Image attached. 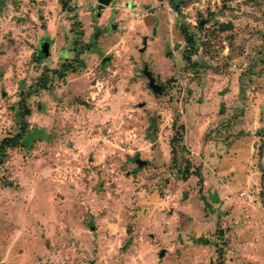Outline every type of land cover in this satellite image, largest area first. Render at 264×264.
Instances as JSON below:
<instances>
[{
  "label": "rangeland",
  "instance_id": "rangeland-1",
  "mask_svg": "<svg viewBox=\"0 0 264 264\" xmlns=\"http://www.w3.org/2000/svg\"><path fill=\"white\" fill-rule=\"evenodd\" d=\"M73 1L0 9V140L48 75L28 98L33 140L0 162V264H222L205 237L226 241L223 264H264V0ZM74 13L86 66L57 77L79 53Z\"/></svg>",
  "mask_w": 264,
  "mask_h": 264
},
{
  "label": "trees",
  "instance_id": "trees-1",
  "mask_svg": "<svg viewBox=\"0 0 264 264\" xmlns=\"http://www.w3.org/2000/svg\"><path fill=\"white\" fill-rule=\"evenodd\" d=\"M9 0H0V9L4 6L7 5ZM13 2H15V0H11ZM63 9L73 13L76 11V4L73 0H60ZM71 18L74 20H77L78 15L77 13H74L73 15H71ZM72 31L74 32V42L71 44V50H75L78 51L76 57L73 60H68L67 62H64L62 64L61 68L55 69V75L57 77H65L67 72L69 71H79L82 68H84L86 66V62L83 58V56L81 55L86 48H89V44L85 43L82 39V35H83V30L80 29L79 27V22L77 20V22L74 23L73 27H72ZM181 33L184 35L188 46L186 47L185 53L187 58L190 60L192 58V54L194 53V51L197 48V44H196V39L194 37V35L188 31V29L186 28L185 25L181 26ZM36 57H38V59H42V55L41 53L36 54ZM195 65H198L197 63H194ZM48 80V75L43 76L41 79H39L38 82H36V84L29 86L30 89L28 92H23L21 93V98L19 100V108H20V120H21V125L20 128L18 130V132L16 134H8L6 136H4L3 138H1L0 140V162H3L4 159H6L7 156V152L9 148H15V147H19L22 144H28L31 140H33V138L28 136L29 133V116L32 114V110L31 107L28 104V98L34 94H36L38 92V90L40 88H46V81ZM37 86V87H36ZM245 83L241 82V91L245 92ZM151 130H155L156 126H157V121L155 116L152 118L151 117ZM178 132V131H176ZM29 137V138H28ZM31 144V143H30ZM29 144V145H30ZM183 148L186 149L185 146H182ZM175 150V153L173 155L174 161L176 163L177 166V170L179 173L180 177H184V178H188L191 175H195L198 177V186L200 187V189H202V187L204 186V177H203V172L201 167H194L192 160L190 158H187L185 160V163L182 164L180 160H182V156H179V154H176V150L177 148L175 147V149H173V151ZM262 179H263V187H264V170L262 173ZM128 236L124 242V248H128L132 242H133V230L131 225L128 227ZM202 243L205 244H212L216 247V250L218 251V258H219V262H221L222 264L225 261V255H226V251H225V242H222L220 240H215L213 238H208L205 237L202 240Z\"/></svg>",
  "mask_w": 264,
  "mask_h": 264
},
{
  "label": "water",
  "instance_id": "water-1",
  "mask_svg": "<svg viewBox=\"0 0 264 264\" xmlns=\"http://www.w3.org/2000/svg\"><path fill=\"white\" fill-rule=\"evenodd\" d=\"M112 1L113 0H99V7L103 8L104 6L109 5ZM201 24H202V22H201ZM97 36H98V34H96L95 37H97ZM146 43H147V37H144V44H146ZM145 49H146V45L141 48L142 51ZM50 50H51V41L50 40H43L41 42V45H40V52H41L42 57L47 58L50 55ZM106 60H107V58H104L103 63H105ZM144 73L148 77V80H149L148 84H149L150 88H152L155 92H158V93L161 92L163 89V85L156 81V77L152 74L151 71H149L147 66H145ZM147 163H148V160H146V159H141V158L138 159V164L141 166H143ZM164 253H165V249H162L160 251V256H163ZM211 264H213V262H211Z\"/></svg>",
  "mask_w": 264,
  "mask_h": 264
},
{
  "label": "flooded vegetation",
  "instance_id": "flooded-vegetation-1",
  "mask_svg": "<svg viewBox=\"0 0 264 264\" xmlns=\"http://www.w3.org/2000/svg\"><path fill=\"white\" fill-rule=\"evenodd\" d=\"M156 81H157L158 83L162 84V82H159L160 80H158L157 78H156ZM162 85H163V84H162Z\"/></svg>",
  "mask_w": 264,
  "mask_h": 264
},
{
  "label": "built area",
  "instance_id": "built-area-1",
  "mask_svg": "<svg viewBox=\"0 0 264 264\" xmlns=\"http://www.w3.org/2000/svg\"><path fill=\"white\" fill-rule=\"evenodd\" d=\"M245 192H247V190L243 191L242 193L244 194Z\"/></svg>",
  "mask_w": 264,
  "mask_h": 264
}]
</instances>
